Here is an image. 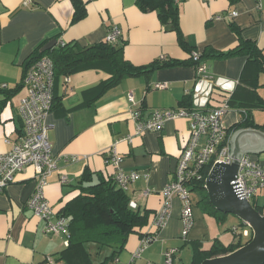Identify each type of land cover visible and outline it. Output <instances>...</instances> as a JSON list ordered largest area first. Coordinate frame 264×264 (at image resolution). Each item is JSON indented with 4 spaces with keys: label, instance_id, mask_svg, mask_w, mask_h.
Returning <instances> with one entry per match:
<instances>
[{
    "label": "crops",
    "instance_id": "1",
    "mask_svg": "<svg viewBox=\"0 0 264 264\" xmlns=\"http://www.w3.org/2000/svg\"><path fill=\"white\" fill-rule=\"evenodd\" d=\"M24 1L0 0V100L5 96L0 103V153L8 151L22 131L18 104L26 89L19 85L28 57L50 40L77 41L83 47L93 45L105 40L106 33L116 26L122 32L123 56L133 65L154 61L167 64L147 74L126 77L103 92L99 85L109 74L101 69L54 77L52 107L46 122L56 169L46 177V199L59 215L80 192L83 176L90 175L92 183L112 180L116 169L104 163V158L107 149L114 145L122 157L121 169L139 173L125 192L129 203L137 204L133 209L145 212L147 220L128 235L110 264H167L164 252L169 248H176L170 264H195L197 249H208L214 241L224 245L243 243L247 237L237 235L232 228L238 232L248 227L230 214L218 220L205 210L201 200L204 193L199 189L190 190L194 223L186 239L180 237L182 203L176 197L162 227L155 228V214L162 205L159 191L172 179L189 138L188 122L177 117L166 121L161 131L138 135L130 111L139 108L142 117L147 118L153 109L179 106L193 89L195 69L187 63L170 62L187 61L191 51L205 54L201 62L210 75L222 82H237L231 92L232 95L236 91L237 102L264 101V72H256L246 64V54L212 56L236 48L242 40L254 42L264 54V0H178L180 31L191 50L179 45L176 33L161 24L155 11H140L135 0H83L86 16L73 24L71 0ZM233 10L237 14L227 17ZM155 83H165L166 87L155 88ZM4 90L10 93L7 97ZM250 112L253 124L264 125V109ZM242 113L230 106L223 116V125L229 130L228 142ZM126 135H132V140L118 141ZM246 154L264 169V150ZM62 176H66V182H61ZM34 186L35 169L28 166L0 192V264H68L61 254L66 248L65 236L45 234L46 220L26 206ZM145 189L151 191L147 196L142 195ZM251 203L264 208V188L257 191ZM227 231L231 233L230 240ZM150 234L154 238L134 257L140 240ZM85 246L94 264L100 263L113 248L91 243Z\"/></svg>",
    "mask_w": 264,
    "mask_h": 264
},
{
    "label": "built area",
    "instance_id": "2",
    "mask_svg": "<svg viewBox=\"0 0 264 264\" xmlns=\"http://www.w3.org/2000/svg\"><path fill=\"white\" fill-rule=\"evenodd\" d=\"M31 0H25L27 4ZM237 14L235 10L227 14L232 18ZM220 16H214L218 19ZM122 37L121 30L113 26L105 36V40L111 44L118 42ZM194 61L198 60L199 53L191 52ZM195 80L193 89L188 93L190 103L188 106H176L163 109H153L147 118L142 117L139 108H133L130 115L135 122V134L145 131H161L164 123L168 120L183 117L187 119L189 138L183 146L178 157L172 179L159 191L162 197L161 208L155 214L154 226L159 229L164 224L169 214V208L173 198L180 199L182 203L180 221V237L184 240L193 227L194 218L190 190L192 184L203 178V171L212 162L230 164L232 157L229 155L228 129L223 125V116L230 108L231 92L236 83L222 82L208 73L204 63L194 66ZM68 79V78H67ZM54 65L50 57L42 56L32 62L23 78L22 85L26 94L19 100L18 111L22 119V131L17 141L11 144L8 151L0 153V192L12 182L15 175L25 167L33 166L35 169V186L26 206L39 218L46 220L45 234H62L65 236V246L68 245L69 230L68 219L63 215H57L45 197L44 187L46 177L56 169V158L52 154L51 143L48 139L49 125L46 117L52 107L53 101ZM155 88L166 87L165 83H155ZM216 90L221 93L218 94ZM133 102L131 93L127 95ZM217 97V98H216ZM245 113L243 110H241ZM131 141L132 135H126L118 141ZM9 143L8 139H5ZM104 163L112 165L116 172L113 176L115 185L126 190L131 182L139 178L137 172H125L121 169V155L112 145L106 151ZM72 159H76L75 156ZM209 168V170H210ZM66 176L61 177V182H66ZM233 190L240 199L251 202L257 191L264 188V169L250 154H243L238 160V170L232 181ZM150 189L142 191L143 196L150 193ZM131 208L137 204L129 203ZM246 226V225H245ZM248 227V226H247ZM233 232L248 237L251 235L250 228L238 231L235 227ZM238 236V238H241ZM153 234L147 235L140 240V246L134 254L138 257L147 247ZM176 248H169L164 252L165 263L172 262Z\"/></svg>",
    "mask_w": 264,
    "mask_h": 264
},
{
    "label": "trees",
    "instance_id": "3",
    "mask_svg": "<svg viewBox=\"0 0 264 264\" xmlns=\"http://www.w3.org/2000/svg\"><path fill=\"white\" fill-rule=\"evenodd\" d=\"M178 0H135V4L142 12L155 11L162 25H168V28L177 35L179 45L191 50L185 43L184 37L180 31L178 22ZM72 15L70 23H76L86 16V2L83 0H71ZM121 39L111 44L106 40L93 45L83 47L77 41L68 43H56L51 49L40 51V46L32 53L25 64L22 78L28 66L42 56L51 58L54 65V77L56 75H70L85 69H101L109 74V77L99 85L100 92L117 84L126 77H135L141 74H147L150 71L161 67L167 62L154 61L147 65L135 66L123 56V46ZM193 52V51H191ZM190 55L187 61H172L170 64H190L193 67L201 63L205 57L204 53H199L197 61H194ZM244 53L247 55V63L250 64L256 72H264V54L260 51L254 42L240 41L239 45L227 52L213 53L216 58H226L235 54ZM243 72L238 83L242 82ZM22 84L19 86L21 87ZM7 97L10 93L4 90ZM236 91L231 95L229 105L231 107L243 110L238 123L232 130L239 128H255L264 131V125L253 124L250 120V110L254 108L264 109V101L261 99L254 103H239L236 101ZM4 99L0 100V103ZM189 97H185L179 106H188ZM229 132V130H228ZM210 162L203 171L202 180L192 184V189L203 191L204 209L216 216L219 220L227 214L221 213L210 203L205 189V179L208 175ZM81 180L80 192L76 197L70 200L59 212L60 215L67 217L69 240L66 248L61 252L63 258L68 264H94L90 260V253L87 250L86 243L95 244L98 247L113 246L111 253L97 264H110L116 257L119 249L125 244L128 235L138 230L147 220L145 212L140 213L129 205V197L125 190L117 187L112 180L103 181L99 179L92 183L91 176H83ZM84 184V185H83ZM191 189V190H192ZM252 206L264 216V208L251 203ZM241 224L245 225L242 221ZM250 233H252L250 229ZM251 238L248 236L243 243H229L224 245L219 241H214L208 249H197L195 252L197 262L200 264L204 259L228 254L245 243ZM194 255V256H195Z\"/></svg>",
    "mask_w": 264,
    "mask_h": 264
},
{
    "label": "water",
    "instance_id": "4",
    "mask_svg": "<svg viewBox=\"0 0 264 264\" xmlns=\"http://www.w3.org/2000/svg\"><path fill=\"white\" fill-rule=\"evenodd\" d=\"M55 44L56 40H50L40 51L51 49ZM229 144L232 162H216L212 165L205 179V189L214 208L239 218L251 229V238L238 249L225 255L204 259L200 264H264V216L250 201L238 198L232 185L241 156L264 150V131L251 127L237 129Z\"/></svg>",
    "mask_w": 264,
    "mask_h": 264
},
{
    "label": "rangeland",
    "instance_id": "5",
    "mask_svg": "<svg viewBox=\"0 0 264 264\" xmlns=\"http://www.w3.org/2000/svg\"><path fill=\"white\" fill-rule=\"evenodd\" d=\"M229 217H231L232 219H235V220H237V221H238V220H240V219H239V218H237L236 216H231V214H230V216H229ZM224 231H225V230H224ZM227 232H228V231H227ZM227 236H228V238H229V237H231V233H230V232H228V235H227ZM229 240H230V238H229Z\"/></svg>",
    "mask_w": 264,
    "mask_h": 264
}]
</instances>
